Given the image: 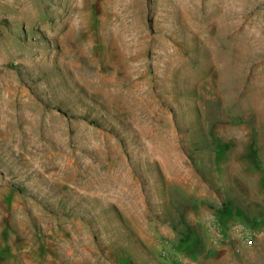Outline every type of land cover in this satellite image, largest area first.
<instances>
[{"label": "rangeland", "instance_id": "obj_1", "mask_svg": "<svg viewBox=\"0 0 264 264\" xmlns=\"http://www.w3.org/2000/svg\"><path fill=\"white\" fill-rule=\"evenodd\" d=\"M261 209L264 0H0V264H264Z\"/></svg>", "mask_w": 264, "mask_h": 264}, {"label": "crops", "instance_id": "obj_2", "mask_svg": "<svg viewBox=\"0 0 264 264\" xmlns=\"http://www.w3.org/2000/svg\"><path fill=\"white\" fill-rule=\"evenodd\" d=\"M198 194H192V192H185L184 190H181L178 188V198L182 199L181 201H178V224L176 227L170 226L168 230L163 231L166 236V241H162L161 243L158 242L159 246L162 248H167L166 246L170 247L169 245L173 244L175 245V251L178 253L182 252V249L180 246H182L184 239L187 240L188 236L190 234L191 229L189 228L190 224L188 223V215L192 213V208L196 206L198 199ZM207 197V195L205 196ZM190 211V212H189ZM218 213V210H216ZM261 213H264V209H261ZM262 225V226H261ZM261 228L263 229L264 223H260ZM188 231V233H186Z\"/></svg>", "mask_w": 264, "mask_h": 264}, {"label": "built area", "instance_id": "obj_3", "mask_svg": "<svg viewBox=\"0 0 264 264\" xmlns=\"http://www.w3.org/2000/svg\"><path fill=\"white\" fill-rule=\"evenodd\" d=\"M212 216L210 217L209 220V224H212L211 229L214 230H219L220 228V223L216 220L213 219ZM230 230L233 231L235 234H237V236L241 239H243V241L251 243L252 242V237L249 235H246L245 232V227L242 225H230Z\"/></svg>", "mask_w": 264, "mask_h": 264}, {"label": "bare ground", "instance_id": "obj_4", "mask_svg": "<svg viewBox=\"0 0 264 264\" xmlns=\"http://www.w3.org/2000/svg\"><path fill=\"white\" fill-rule=\"evenodd\" d=\"M27 104V103H26ZM26 106V105H25Z\"/></svg>", "mask_w": 264, "mask_h": 264}]
</instances>
